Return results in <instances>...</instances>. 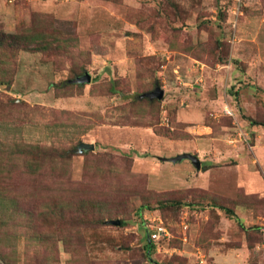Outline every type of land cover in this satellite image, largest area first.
Segmentation results:
<instances>
[{
	"label": "rangeland",
	"instance_id": "1",
	"mask_svg": "<svg viewBox=\"0 0 264 264\" xmlns=\"http://www.w3.org/2000/svg\"><path fill=\"white\" fill-rule=\"evenodd\" d=\"M33 14L70 44L19 51L0 98L24 102L23 122L0 120V145L66 153L51 175L10 183L34 186L35 204L93 199L103 218L68 244L58 226L50 248L2 231L10 261L0 264H154L140 225L149 215L170 232L155 242L158 263L264 264V0H0L5 31ZM80 68L90 81L68 86ZM157 86L162 98H140ZM80 142L95 148L79 152ZM182 152L202 168L161 159ZM166 199L181 204L162 208Z\"/></svg>",
	"mask_w": 264,
	"mask_h": 264
},
{
	"label": "trees",
	"instance_id": "2",
	"mask_svg": "<svg viewBox=\"0 0 264 264\" xmlns=\"http://www.w3.org/2000/svg\"><path fill=\"white\" fill-rule=\"evenodd\" d=\"M31 22L32 25L28 28L20 27L17 32L5 31L0 26L1 85L8 86L13 83L20 50L38 49L43 50L44 53L56 52L55 50L60 49L63 51L67 49L70 44L68 37L60 41L56 33L47 31L50 22L49 15L33 14ZM40 23H44L41 28ZM80 69L76 71L79 76L84 72L83 68ZM74 84L70 82L68 86ZM140 98L158 99L150 96L147 98L140 96ZM23 104L24 102H18L12 98L6 100L0 98V120L7 124L23 122L16 118L20 115V107ZM65 153L66 151L62 148L26 143L22 139H14L10 145H0V242L5 234L10 232L19 237L20 231L24 230L30 243L36 242L40 245L47 241L49 243L44 246L50 248L55 243L54 239L58 226L63 230L65 244H68L71 241L73 230L83 225H98L102 221L101 207L93 199L81 198L76 202L69 203L62 199H49L38 196L39 198L35 204L36 189L34 186L29 187L21 183L18 187V185L13 186L14 184L10 183L11 179L16 176H21V181L37 182L39 179L51 175L64 162ZM30 192L32 193L29 196ZM174 200L176 199H170V201L169 199H166V201L160 200L162 208L165 204H181ZM222 209L228 216L235 218L241 226L244 225L235 209L227 206H222ZM139 213L141 214V212ZM124 222L125 220H122V223ZM140 225L141 228H145L144 219H142ZM2 231L5 232L4 235H1ZM155 244V241L150 242L146 238L144 253L150 262L162 264L152 258ZM1 249L2 243H0V256L5 261H10ZM35 250L32 253L34 254L33 257L39 259L42 255L40 246Z\"/></svg>",
	"mask_w": 264,
	"mask_h": 264
},
{
	"label": "water",
	"instance_id": "3",
	"mask_svg": "<svg viewBox=\"0 0 264 264\" xmlns=\"http://www.w3.org/2000/svg\"><path fill=\"white\" fill-rule=\"evenodd\" d=\"M90 78H91L90 74L88 72H86L84 75L77 76L74 79L70 80V82H72V83H85L86 81H90ZM145 96L162 98L163 91L159 86H157L152 92L146 94ZM94 148H95V145L93 143L80 142V144L78 145V151L79 152H83V151L90 150V149L94 150ZM161 159L168 160L171 162H179V161H182L184 159H190L197 169H201V166H202V162H201L200 157L196 154L191 153V152L179 153L175 156L168 157V158L167 157H161ZM110 222L115 223V224H120L121 221L117 219V220H111ZM147 238L149 239L150 242H152L149 234L147 235Z\"/></svg>",
	"mask_w": 264,
	"mask_h": 264
},
{
	"label": "built area",
	"instance_id": "4",
	"mask_svg": "<svg viewBox=\"0 0 264 264\" xmlns=\"http://www.w3.org/2000/svg\"><path fill=\"white\" fill-rule=\"evenodd\" d=\"M144 226L146 230L148 231V234L152 241H159L165 237H168L170 235L169 230L164 225L163 220L160 217L154 216L152 217L149 215V220L144 218Z\"/></svg>",
	"mask_w": 264,
	"mask_h": 264
},
{
	"label": "crops",
	"instance_id": "5",
	"mask_svg": "<svg viewBox=\"0 0 264 264\" xmlns=\"http://www.w3.org/2000/svg\"><path fill=\"white\" fill-rule=\"evenodd\" d=\"M195 131H196V130H195ZM182 153H184V152H182ZM167 158H168V157H167ZM162 160H163V159H162ZM163 161L165 162V161H168V160H163ZM169 162H171V161H169ZM179 162H180V161H179ZM201 162H202V161H201ZM175 163H176V162H175Z\"/></svg>",
	"mask_w": 264,
	"mask_h": 264
}]
</instances>
